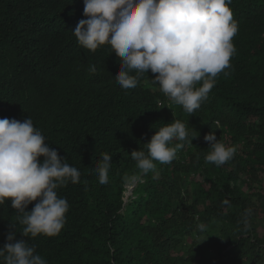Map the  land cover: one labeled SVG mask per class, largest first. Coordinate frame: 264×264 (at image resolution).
Segmentation results:
<instances>
[{
  "label": "trees",
  "instance_id": "1",
  "mask_svg": "<svg viewBox=\"0 0 264 264\" xmlns=\"http://www.w3.org/2000/svg\"><path fill=\"white\" fill-rule=\"evenodd\" d=\"M84 6L0 0V118L30 117L81 172L79 184L58 190L70 205L61 233L29 243L48 264H264V0H231L238 22L231 67L191 115L153 83L151 72L136 88L117 84L119 58L110 46L92 52L71 32L87 18ZM174 119L196 138L172 162H157L158 175L142 176L126 197V178L139 172L131 152L147 151L145 143ZM212 131L237 147L222 166L205 161L204 136ZM104 153L112 162L101 185L95 166ZM11 224L17 239H28L6 201L0 247ZM208 233L210 245L202 244Z\"/></svg>",
  "mask_w": 264,
  "mask_h": 264
},
{
  "label": "clouds",
  "instance_id": "2",
  "mask_svg": "<svg viewBox=\"0 0 264 264\" xmlns=\"http://www.w3.org/2000/svg\"><path fill=\"white\" fill-rule=\"evenodd\" d=\"M230 2L84 0L87 18L81 19L71 32L80 46L92 52L110 46L119 58L115 80L122 89L136 88L151 72L153 83L191 115L207 100L218 75H227L231 67L238 22ZM96 70L95 65H90L91 73ZM160 105L164 107L162 101ZM194 138L189 139L187 125L180 119L159 127L145 143L147 151L139 148L130 154L139 172L126 178L128 190L131 185L133 193L137 180L149 172L158 175L157 162H172L177 149L192 144ZM204 140L210 144L206 163L222 166L237 153V147L217 139L215 131L206 134ZM173 141L178 143L173 146ZM66 160L46 143L30 117L23 121L0 118V204L11 201L22 226L19 233L28 238L17 239L16 225L11 224L6 243L0 247V264H48L29 238L55 237L65 227L70 205L58 190L69 182H81V172ZM111 162L112 156L104 153L95 166L101 185L109 182ZM33 202L34 207L28 211ZM198 228L206 231L203 224Z\"/></svg>",
  "mask_w": 264,
  "mask_h": 264
},
{
  "label": "rangeland",
  "instance_id": "3",
  "mask_svg": "<svg viewBox=\"0 0 264 264\" xmlns=\"http://www.w3.org/2000/svg\"><path fill=\"white\" fill-rule=\"evenodd\" d=\"M135 182H133V183H135ZM129 187H130V189L127 191V196L128 195H131V193H132V186L129 185ZM260 231H262V230H260ZM199 240L201 241L202 244L205 243L207 245H210V243H211V235L208 233V238H207V236H205V235L202 234V237L199 238Z\"/></svg>",
  "mask_w": 264,
  "mask_h": 264
}]
</instances>
